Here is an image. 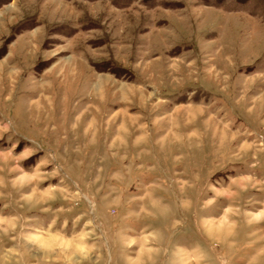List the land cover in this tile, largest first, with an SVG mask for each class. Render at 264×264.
Listing matches in <instances>:
<instances>
[{
    "label": "rangeland",
    "instance_id": "obj_1",
    "mask_svg": "<svg viewBox=\"0 0 264 264\" xmlns=\"http://www.w3.org/2000/svg\"><path fill=\"white\" fill-rule=\"evenodd\" d=\"M0 264H264V0H0Z\"/></svg>",
    "mask_w": 264,
    "mask_h": 264
}]
</instances>
